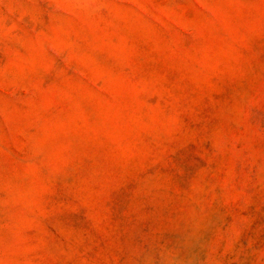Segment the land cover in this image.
<instances>
[{
  "label": "rangeland",
  "instance_id": "1",
  "mask_svg": "<svg viewBox=\"0 0 264 264\" xmlns=\"http://www.w3.org/2000/svg\"><path fill=\"white\" fill-rule=\"evenodd\" d=\"M0 264H264V0H0Z\"/></svg>",
  "mask_w": 264,
  "mask_h": 264
}]
</instances>
